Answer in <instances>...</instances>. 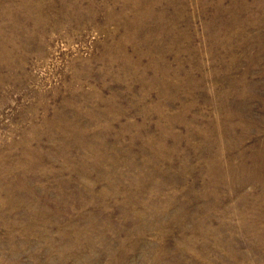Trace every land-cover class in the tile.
<instances>
[{
  "label": "rangeland",
  "instance_id": "1",
  "mask_svg": "<svg viewBox=\"0 0 264 264\" xmlns=\"http://www.w3.org/2000/svg\"><path fill=\"white\" fill-rule=\"evenodd\" d=\"M0 264H264V0H0Z\"/></svg>",
  "mask_w": 264,
  "mask_h": 264
}]
</instances>
